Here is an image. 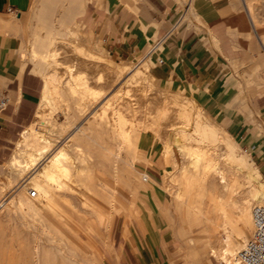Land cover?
Returning <instances> with one entry per match:
<instances>
[{"label":"bare ground","instance_id":"obj_1","mask_svg":"<svg viewBox=\"0 0 264 264\" xmlns=\"http://www.w3.org/2000/svg\"><path fill=\"white\" fill-rule=\"evenodd\" d=\"M41 1L40 10L38 11L36 7L37 13H34L39 15L38 22L45 24L43 28L47 30L35 33L32 40L34 47L31 49L33 48L34 65L41 67L39 69L42 70L43 76L40 77H44L43 95L36 110L37 124L42 128L36 124H28L20 131L8 165L3 167L0 174V262L94 264L91 255L86 259L80 256L79 249L68 240L61 228L45 216V210L55 216L60 224L73 231L75 229L73 224L78 222L85 229L87 227L94 229L96 223L101 222L103 213L101 208L95 205L94 200L87 196L83 197L82 189L89 185L103 198L104 205L107 203L111 210L119 209L116 207L118 201L115 182L121 178L128 183L132 182L130 176L132 173L128 174L127 171L126 174L122 170L125 166L120 165V160L124 162L119 156L121 150L126 145H133L135 151L144 153V142L150 138L149 132H154L163 145L161 159L157 160L156 164L164 163L175 167L179 162L177 158L180 157L173 153L175 148L173 149L168 139V133L174 126L182 125L194 128V133L184 129L178 131L183 137V142L180 141L183 144L178 146L179 152H185V158L187 156L192 167L186 169L184 166L182 176L185 186L171 184L169 190L178 199L179 210L184 206L190 223L202 226L200 239L203 249L209 251V256L224 264H242L236 256L248 241L242 230L243 225L251 221L254 204L264 205V188L254 182L250 165L236 155L231 143L224 137L225 128L191 98L170 91L171 89L164 90L158 87L146 68L136 69L131 62H116L110 58L99 38H95L89 30L82 31V25L77 20L79 15L88 10L91 0ZM257 1L259 3V0ZM107 2L108 0H105V10ZM58 7L59 13L56 14ZM54 16H59L58 20L63 27L57 29L62 31H56L53 26ZM250 16L252 17V13ZM14 31L16 34V29ZM36 69L35 73L38 74ZM118 80H122L120 84L123 83L115 91L117 94L114 102L117 104L109 102L107 107L101 108L99 116L96 115L98 121L95 120L99 125L102 124L101 121L105 122L108 130L112 127V132L117 135L115 140H106V145L103 146L107 151L105 156L93 154L90 151L91 139L84 140L85 138L83 139L85 145L76 146L80 152L74 154L68 150V147H71L72 133L69 139L64 140L62 136L72 132L73 128L81 131L83 137L86 136V129L83 130V127L77 124L74 115L68 114L67 121L59 124L60 135H55V132L48 133L47 128L43 129L53 122L55 112L63 109L61 98L65 83L74 93H81L82 104L86 106L89 101H97L105 96ZM87 107L81 112L86 114L91 106ZM206 120L220 129H211L212 125ZM51 129L55 131V128ZM198 134H201V137H198ZM227 134L233 138L230 133ZM135 159L136 155H132L131 165L135 163ZM95 168L98 169V176L95 172L85 173L93 172ZM179 172L180 170L177 172L178 175ZM256 173L260 175L261 172L257 170ZM142 175L146 184L152 182L151 174L144 172ZM174 180L175 177L172 175L169 182L174 183ZM126 187L129 188V185ZM13 190H18L16 199L12 198L5 205L7 195ZM32 191H35V196H32ZM135 191L138 192L137 190L133 192ZM153 191L156 197L158 193L162 195L159 187H155ZM65 203L68 208L65 207ZM1 207L4 209L1 210ZM77 218L87 219V222L83 219L76 222ZM19 219H22V224H19ZM40 230L43 231L44 237L38 241L39 237H36L35 232ZM52 235H59L60 241H52ZM67 247L70 255L65 250Z\"/></svg>","mask_w":264,"mask_h":264},{"label":"crops","instance_id":"obj_2","mask_svg":"<svg viewBox=\"0 0 264 264\" xmlns=\"http://www.w3.org/2000/svg\"><path fill=\"white\" fill-rule=\"evenodd\" d=\"M32 1L0 0V96L15 98L25 86L27 106L37 101L21 71L20 18ZM97 32L110 58L146 68L158 87L191 98L226 127L264 176V39L242 0H108ZM154 144L146 139L143 150L156 152ZM151 232V245L163 246L159 229ZM141 260L154 264L149 247Z\"/></svg>","mask_w":264,"mask_h":264},{"label":"rangeland","instance_id":"obj_3","mask_svg":"<svg viewBox=\"0 0 264 264\" xmlns=\"http://www.w3.org/2000/svg\"><path fill=\"white\" fill-rule=\"evenodd\" d=\"M242 1H243V7L247 13V16L249 17L250 25L252 29L256 33L260 34V36H262V38L264 39V0L262 1L259 0V3L257 0H249V1L242 0ZM41 2H42L41 0L40 1L33 0L30 8L25 13H23L22 17L20 18V22H21L20 33L22 35V40H23L21 58L22 59L24 58L22 60V67H24L25 69V70L23 69V74L26 78L25 81L27 80V84L31 83V85L33 86V90L36 93L37 102L32 106L23 105L22 95L20 94L25 86H19L20 89H18V95L15 98L10 94L5 93L6 97L8 98V106L0 114V121H1L0 122V174L3 171V169L8 165L7 162L14 152V142L19 137L20 131L28 124H34V125L36 124L38 127L42 128L39 124H37L38 118L36 115V110L43 95L44 77L41 78L43 76L41 75L42 74V70H40L41 67L36 64L38 69L40 67V69L38 70L34 65L35 61L34 59H32L33 48L31 49L32 46L34 47L33 45L34 41L32 40L35 38V33L47 30L46 28H43L45 24H42V22H38L39 15L35 14L37 13L36 9H38V11L40 10ZM104 5H105V0H91L89 3L88 10L77 17V20L82 25V31L89 30L93 34V36L95 38H99V40L102 39V35L97 32V27L98 24L100 23L101 12L104 8ZM59 9H60L59 7L56 9V11H58L56 14L59 13ZM251 13H252V17L254 18L253 20L256 26L253 24L251 20V16H250ZM255 18L258 19L255 20ZM58 19L59 16H54L53 20L55 25L53 26L56 28V31H62L57 29L63 27L62 26L63 24L61 25V22H59ZM58 23H60V25ZM29 42H31L32 45ZM26 60L30 62H27ZM34 68L36 69V72H38V74L35 73ZM120 81L122 80H118L117 82H115L113 87H111L110 90L106 92L105 96H102V98L98 99L99 101L91 100L88 102L86 106L82 104L83 101L81 100L82 97L81 93L80 92L74 93L73 91H71L69 86H66L65 83L62 87V98H61L63 109L62 111L60 110L61 112L57 110L55 112L56 114H54L52 117V121L54 123L51 122L49 124L50 126L44 127L43 129L47 128L48 133L55 132V135H60L59 133L60 125H62L65 121H67L68 114L74 115L77 124L81 125L83 127L82 128L83 130L86 129L85 130L86 136L83 137V133L79 130H76L75 128L71 130L72 132H68L67 134L62 136V138L65 140L69 137V135H71V133L73 135L70 136L72 137L70 140L71 147H68V150L74 154L80 152L78 151V147L76 148V146L85 145L84 140L91 139L90 151L93 154L100 155L101 157L105 156V154H107V151L103 149V146L106 145L105 144L106 140L112 141L114 138H117V135L115 134V132H112V127H110L111 128L110 130H108V127L105 126V122L101 121L102 124L99 125L98 124L99 122L97 123L96 121H98V116L102 111L101 108L104 109L105 107H107V104L109 102L115 101V95L117 94L115 91L123 83L121 82L120 84ZM64 92L66 93L64 94ZM69 92L72 94L70 95ZM0 94H3V92H0ZM64 97H67V99L69 100L65 99ZM104 103L106 104L104 105ZM78 104L80 105L79 107ZM114 104H117V102H114ZM89 105L91 106V108L87 110L86 114L83 113L84 112L83 110L88 108L87 106ZM72 108H75V110ZM70 110H72V112ZM74 113L76 114V117ZM96 115L98 116L96 117ZM91 118H93L92 121ZM206 121L209 122L211 125L213 124L209 120ZM57 127L59 130L57 129ZM51 128H55V131L54 129ZM210 128L215 130L220 129L218 126H214V125L210 126ZM179 129L187 130V132L190 133L192 131V133H194L193 130L194 128L192 126L177 125L169 130L168 139L170 140L173 149L175 148L173 150V153L175 155L178 154L177 156L180 158L183 157L181 158L182 162L180 158H177L179 162L175 165V167H173L174 165H170V164L166 165L164 163H161L159 165L156 164V161L161 159L163 145L161 140L157 138L154 132H149L150 134L149 139L154 141L155 143L154 145L157 150L156 152H152L150 154L147 152L143 153L140 151H135L133 145H126V147L123 150H121L122 152L120 151L121 152L120 153L121 155L119 154L120 159L123 158L122 160L126 162L124 163L123 161L120 160V165L122 167L125 166L124 167L125 170L122 169L123 172L125 171L126 174L128 172H129L128 174L130 173L133 174L134 172V174L133 175L130 174V176L132 177L131 183L126 182L122 178L119 181H117L118 183L122 182V184L121 183L118 184L117 182H115L116 184L115 187L117 186L116 196H117V201L119 203V204L117 203L116 207L119 209L111 210V208L108 206L107 203H105L104 205L103 198L98 194H96L89 185L82 189L83 192L82 195H84L83 197L87 196L90 197L92 201L94 200L93 202L95 203V205L97 207H100L103 213L102 214L103 217L101 219L102 223L97 222L94 229L90 227H87L85 229V227L83 225H80L78 222L73 224V226L75 227L73 231L60 224V222L55 216L51 215V213L45 210L44 212L45 216L47 218L52 219L53 222L61 228L63 234L68 238V240L79 249L80 256L82 258L86 259L91 255L92 258H94V264H143V261L141 260V255H144L145 250H148L149 247V249L153 252L154 264H195V263L224 264V262L216 261L215 259L210 257L208 254L209 251L203 249V245L200 239L201 238L200 232L202 231V226L192 225L190 223L187 217V213H186L187 211L184 209V206L182 207L183 210L182 209L179 210V207L177 206L179 201H177L178 199H176V197H174V195L172 194L171 190H169L171 184L178 187L179 186L184 187L185 182H183V176H182L184 166L186 169H190L192 167L187 156L185 158V152H179L178 146L183 144L182 143L183 137L178 133ZM225 130L226 132L224 133V137L226 138V140H228L231 143L234 151L236 152V155L239 158L245 159L248 166L250 165L249 169L251 171V175L254 178V182L258 184L260 187L264 188V176L261 173L260 175L256 173V171L257 170L259 171V169L251 153L249 151H245L243 146L240 143H238L234 137L233 140V138H231L227 134L229 132H227L226 127ZM79 132L82 134H80ZM198 137H201V134H198ZM129 149L131 150V152ZM132 155H136L135 163L133 165L130 164ZM224 167L226 168V165H224ZM129 169L132 172H130ZM179 170L180 172L178 175L177 172ZM94 172L96 176H98L99 173H98V169L96 168L93 170V172L86 171L85 173L90 174ZM144 172L152 175V182L146 184L143 181L142 174ZM172 175L175 177L174 183L169 182L171 181ZM180 177L182 180L180 179ZM133 178L135 179L133 180ZM123 182L125 184H123ZM141 182L143 184H146V186L141 184ZM126 183L129 185V188L131 189L126 187L128 186ZM135 187L137 189H134ZM155 187L156 188L159 187L161 189L162 195L158 193V197L154 196L153 189ZM131 190L133 191L137 190L138 192L135 191L136 192L135 195V192ZM17 193L18 190L16 191L13 190L12 192H10L6 197L7 201H5L6 202L5 205H7L12 198L16 199ZM145 194H148L151 197L153 196L152 198L154 202L149 201ZM191 196L193 197V194H191ZM192 197L191 200L193 199ZM58 201L63 203L61 199H58ZM4 207H1V210H3ZM65 207L68 208V205L66 204ZM167 208L168 209L170 208L169 211ZM172 210H174V212H172ZM176 212H178L179 214H177ZM79 219L81 221L83 218H77L76 222L79 221ZM83 221L87 222V219H83ZM18 222L19 224H22L23 221L22 219H19ZM250 223L252 224V219L251 221H249L248 224L245 223L247 226H245L244 224L242 229L244 234L248 237V239L251 237L253 233V224L251 226ZM153 228L159 229L160 231L159 235L162 234V236L165 238L166 242L163 243V246H158L157 248H155L154 246L151 245L152 239L154 238V236L151 235L152 233L151 230H153ZM35 233L37 235L36 237H39L37 238V240L38 241L42 240V238L44 237L43 231L40 230ZM51 240L55 242H59L60 237L59 235H52ZM191 247L192 249H190ZM188 249L190 250V252H188L189 251ZM65 250H67L70 255V251L68 247ZM0 264H11V263L1 261ZM13 264H23V263L14 262Z\"/></svg>","mask_w":264,"mask_h":264},{"label":"built area","instance_id":"obj_4","mask_svg":"<svg viewBox=\"0 0 264 264\" xmlns=\"http://www.w3.org/2000/svg\"><path fill=\"white\" fill-rule=\"evenodd\" d=\"M11 11V9H9ZM162 62V61H161ZM8 98L0 96V114L7 108ZM245 151H249L244 148ZM32 191V196H35ZM253 233L238 251L236 258L242 264H264V205H254L251 210Z\"/></svg>","mask_w":264,"mask_h":264}]
</instances>
